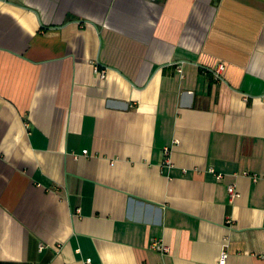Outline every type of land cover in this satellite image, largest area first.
<instances>
[{"label":"crops","instance_id":"0c3cea01","mask_svg":"<svg viewBox=\"0 0 264 264\" xmlns=\"http://www.w3.org/2000/svg\"><path fill=\"white\" fill-rule=\"evenodd\" d=\"M223 251L264 264V0H0V264Z\"/></svg>","mask_w":264,"mask_h":264},{"label":"built area","instance_id":"2783aa9c","mask_svg":"<svg viewBox=\"0 0 264 264\" xmlns=\"http://www.w3.org/2000/svg\"><path fill=\"white\" fill-rule=\"evenodd\" d=\"M223 69L222 65H219L217 68V73H219L220 70ZM99 73V75L104 78L105 77V71L101 70V71H97ZM87 151L84 150L83 154H86ZM164 153L168 154V148L164 149ZM165 163L168 164V160H165ZM210 172L213 173V175L215 176L217 181H222L223 180V175L221 173H216L213 169H210ZM257 177L253 176V181H256ZM227 192L229 194V197L231 200H234L235 198H237L239 196V193L237 192V190L235 189V186L233 185H229L227 187ZM43 245H39V249H42ZM149 248L152 250H155L157 252H160L161 254L166 253L168 251V248L161 242V241H152L149 245ZM226 258H227V253H225L224 251L221 253L219 260L217 262V264H225L226 262ZM91 260L90 259H86L84 261L83 264H90Z\"/></svg>","mask_w":264,"mask_h":264}]
</instances>
